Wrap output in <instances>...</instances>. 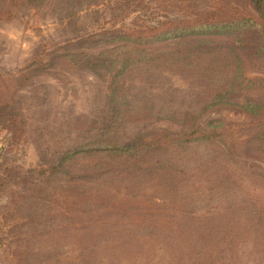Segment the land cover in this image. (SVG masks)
<instances>
[{
  "label": "rangeland",
  "instance_id": "1",
  "mask_svg": "<svg viewBox=\"0 0 264 264\" xmlns=\"http://www.w3.org/2000/svg\"><path fill=\"white\" fill-rule=\"evenodd\" d=\"M230 8L0 0V264H264V56L164 36Z\"/></svg>",
  "mask_w": 264,
  "mask_h": 264
},
{
  "label": "trees",
  "instance_id": "2",
  "mask_svg": "<svg viewBox=\"0 0 264 264\" xmlns=\"http://www.w3.org/2000/svg\"><path fill=\"white\" fill-rule=\"evenodd\" d=\"M123 3L129 5L131 3H135V0H122ZM256 10L259 13L264 11V0H252ZM218 12H223L221 9H217L215 11L207 13L210 17L207 20H197V21H187L177 24L173 30L169 28L164 34V36H175L180 34H186L191 30H199V29H206V28H213L217 30L232 31L236 30L239 33V37L242 40V45H244V49L248 51V53L257 58H263L264 56V26L258 22L257 20L241 15L238 11L234 9H229L224 11L223 15H217ZM178 37V36H177ZM201 132H194L190 135V137H194ZM204 140H212L214 139L210 134H202ZM2 159V158H1ZM226 177V176H225ZM228 179V177L224 178ZM215 184L213 188H208V190L204 187L203 189L207 193L208 197H210V192L218 193L223 188L219 183L211 182ZM194 187H202L201 184L194 183ZM216 188V191L214 189ZM264 211L256 210L254 211L253 220V227L264 226ZM256 222V223H255ZM233 249H229L228 252L226 249H223L219 254V258L216 261H212L210 264H226L227 260L232 256ZM234 255V254H233Z\"/></svg>",
  "mask_w": 264,
  "mask_h": 264
},
{
  "label": "built area",
  "instance_id": "3",
  "mask_svg": "<svg viewBox=\"0 0 264 264\" xmlns=\"http://www.w3.org/2000/svg\"><path fill=\"white\" fill-rule=\"evenodd\" d=\"M11 137V133H5L4 130L0 128V160L8 147Z\"/></svg>",
  "mask_w": 264,
  "mask_h": 264
}]
</instances>
